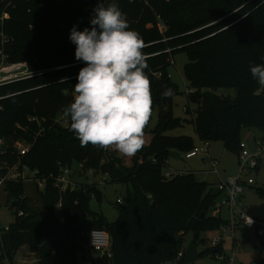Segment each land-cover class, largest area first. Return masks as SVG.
I'll use <instances>...</instances> for the list:
<instances>
[{"label": "trees", "instance_id": "1", "mask_svg": "<svg viewBox=\"0 0 264 264\" xmlns=\"http://www.w3.org/2000/svg\"><path fill=\"white\" fill-rule=\"evenodd\" d=\"M99 2L0 0V17L9 15L3 22L10 39L4 50L8 61L26 62L40 72L0 85V137L7 141L0 164L21 163L46 176H57L63 167L76 165L81 175L92 171L94 179L65 192L49 183L44 192L38 191L42 214L31 206L21 182L8 184L9 201L20 202L25 216L16 218L8 231L0 230V264H14L23 247L37 255L36 264H78L79 254L88 258L90 235L96 229L109 234L112 257L92 264H185L187 233H194L197 244L201 232H218L229 224L222 215H213L221 200L216 184L198 180L192 172L170 177L165 172L172 153L179 157L196 146L189 137L170 135L182 124L173 113V99L180 91L169 73L176 54L189 57L185 74L196 109L188 112L194 113L192 123L200 141L222 142L239 155L245 131L264 132V86L253 80L249 70L250 65L264 63V0H115L130 30L144 43V71L152 97L145 142L130 163H124L113 147L81 146L70 120L64 127L56 118L67 106V95H75L77 75L84 66L75 60L69 31L77 23L80 30L89 26ZM111 2L107 0L105 6ZM166 88L174 89L175 96L162 98ZM222 88L236 89V97L217 95L215 90ZM155 110L158 122L151 129ZM16 142L30 146L26 156H19ZM104 175L106 183L127 187L114 222L90 207L93 198L102 201L97 180ZM257 191L264 198V189ZM246 208L263 239L259 229L264 226V203ZM223 244L207 252L214 257L215 253L227 255ZM181 252L184 256L179 258Z\"/></svg>", "mask_w": 264, "mask_h": 264}, {"label": "clouds", "instance_id": "2", "mask_svg": "<svg viewBox=\"0 0 264 264\" xmlns=\"http://www.w3.org/2000/svg\"><path fill=\"white\" fill-rule=\"evenodd\" d=\"M100 0L88 25L74 24L69 41L75 60L84 66L77 75L75 95L63 109L70 129L81 146L107 150L111 146L125 156H134L144 145V129L151 115V83L144 69V43L130 30L125 14L113 0ZM83 21H81L82 23ZM250 73L264 86V63L250 65ZM167 99L175 90L166 88Z\"/></svg>", "mask_w": 264, "mask_h": 264}, {"label": "rangeland", "instance_id": "3", "mask_svg": "<svg viewBox=\"0 0 264 264\" xmlns=\"http://www.w3.org/2000/svg\"><path fill=\"white\" fill-rule=\"evenodd\" d=\"M189 62V57L186 53H178L174 56L173 63L169 67V73L172 81L178 86L179 94L173 99V113L175 117L180 118L182 124L175 128L170 135L172 136H186L189 137L194 145H201V141L198 138L194 124L192 123V117L194 113L186 112L185 108H190L191 110L196 109V104L189 99L190 92L192 88L190 87L186 74L185 68ZM217 95L229 96L231 98L236 97V89L233 88H222L215 90ZM190 110V111H191ZM158 122V111L155 110L152 115V119L149 123V128L154 129ZM252 136L256 138H261L262 133L257 129H252ZM243 135V139L245 138ZM252 138V137H251ZM254 138V137H253ZM253 138L248 140V144L252 150L255 149V144ZM114 149L115 146H111ZM110 147V148H111ZM210 156L219 161L220 165L218 167L219 177L217 175H201L204 171L211 170L212 166L209 161L205 159L202 155H198L192 159H187L186 154L181 153L177 158H171L169 160L168 169L165 172L174 173H184L192 172L195 174L198 180L206 181L209 184H217L221 181H229L231 179L240 180L245 179L246 173H241V166L239 163L238 154L232 152L225 148L222 142L210 143L209 148ZM124 163H130L129 156H125L117 150ZM73 177L72 179L78 183L92 182L93 177L87 178V172L83 171L81 175L80 168L74 165L72 167ZM251 176L255 178L256 184L253 186H246L244 188L241 204L243 207H249L252 205H261L264 203V198L259 196L257 188L264 189V158L262 159L261 165L258 170H253ZM98 188L102 193V201L99 203L95 198L91 202V210L97 213H102L108 222H114L118 218V205L117 200L119 198H124L127 193V187L123 184L108 182L106 184L100 183V178L97 180ZM23 193L28 197L34 206L36 212L39 214L43 213V202L39 198L38 189L36 184L31 180H26L23 183ZM58 217L62 219L60 211H57ZM224 219L226 218V213H223ZM16 221V215L12 211L11 201L7 196L5 189L0 188V227L4 228ZM92 230V229H91ZM218 236L216 231H204L201 232L197 239V248L199 253H206L201 255L197 264H225L224 261L217 260L210 252H207L211 248V240ZM194 238V233L189 232L185 235V245L186 247ZM264 247V238H260L257 235V230L255 228L249 229L246 227H241L237 229L234 233V240L229 236L224 240L223 251L228 256L232 257V262L230 264H264V250H260ZM37 256L29 254L27 247H23L20 253L17 255V262L20 259H27L32 261ZM21 264V263H18ZM78 264H92L89 258L83 257L82 254L78 256Z\"/></svg>", "mask_w": 264, "mask_h": 264}, {"label": "built area", "instance_id": "4", "mask_svg": "<svg viewBox=\"0 0 264 264\" xmlns=\"http://www.w3.org/2000/svg\"><path fill=\"white\" fill-rule=\"evenodd\" d=\"M27 1V0H26ZM133 1V0H131ZM9 15L3 13L0 17V85L9 84L12 82L28 79L40 74V72L33 71L29 64L26 62L10 63L8 61V56L5 53V47L10 43V39L5 35L3 31V22L8 19ZM161 30L165 31L166 26L163 22L159 21ZM190 108H185V111L188 112ZM31 121H38L37 118H32ZM56 123L61 124L64 127H68L69 120L63 116V113H60L56 118ZM255 144V149L252 150L248 144V138H244L240 143V153L238 155L239 163L241 166V173H246L245 179L240 180L231 179L229 181H219L216 184V189L221 193V200L218 203L217 209L213 212L214 216L221 215L223 211H226L228 214L227 220L229 224L227 226L221 227L218 230V236L214 237L211 240V248L217 247L221 242H224L229 236L234 240V233L237 229L241 227H246L249 229L256 228L257 222L255 219L250 217L247 213V208L243 207L241 204V197L246 186H253L256 183L254 177L251 176L253 170H256L260 167L262 159L264 158V132L262 133L261 138H253ZM15 149L18 151L20 157H24L29 153L30 146L21 142L15 143ZM210 144L208 142H202L201 145H196L191 151L186 153L187 159H192L198 155L205 157L207 161L211 163V170L200 173L201 175H217L219 177L218 167L220 165L219 161L215 158H212L209 153ZM7 149V141L0 137V155L5 153ZM176 173L168 172L167 176L170 177ZM184 174V173H178ZM87 175L93 177V172L88 171ZM73 170L72 167L66 166L63 167L60 173L56 176L50 174L49 176L42 175L38 170H32L27 165L17 163L15 165H9L8 163L0 164V188L6 189L7 185L10 183H19L22 184L26 180H31L36 184V187L39 192H44L49 183H51L54 188L65 192L68 189H74L77 186V183L72 179ZM107 175H104L101 178L100 183L106 184ZM12 203V202H11ZM117 204L123 205L124 199L119 198ZM61 203H58L56 208L61 210ZM12 211L15 212L16 218H21L25 216V213L21 209H14L12 206ZM10 226V225H9ZM9 226L0 227L5 231L9 230ZM261 236L264 238V226L259 229ZM89 248L91 251L98 253L101 257H112L111 254V239L109 234L105 230H93L90 235ZM20 253V251H19ZM29 254L30 253L29 251ZM33 255V254H32ZM37 256V255H36ZM183 252L179 253V258L183 257ZM215 258L220 261H224L225 264H230L232 262V257L228 255L216 254ZM14 264H36L40 260L38 257L32 261L27 259H20ZM255 264V263H253Z\"/></svg>", "mask_w": 264, "mask_h": 264}, {"label": "water", "instance_id": "5", "mask_svg": "<svg viewBox=\"0 0 264 264\" xmlns=\"http://www.w3.org/2000/svg\"><path fill=\"white\" fill-rule=\"evenodd\" d=\"M71 100V97L67 96V101L69 102ZM172 158H176V153H172L171 154ZM11 206L14 209H19L20 207V202L18 201H13L11 203ZM205 217V213H202L201 218ZM261 250V249H260ZM213 253V252H212ZM185 264H195L198 262V260L200 259V253L198 251L197 248V244H196V239L193 238L192 241L188 244V246L186 247V252H185ZM88 258L90 259V261L93 262H98L100 261V259L102 258L100 254L95 253L93 251L90 250L89 253H87Z\"/></svg>", "mask_w": 264, "mask_h": 264}, {"label": "crops", "instance_id": "6", "mask_svg": "<svg viewBox=\"0 0 264 264\" xmlns=\"http://www.w3.org/2000/svg\"><path fill=\"white\" fill-rule=\"evenodd\" d=\"M251 131H252V130H247V131H245V133H244V134L246 135L245 138H246V139L248 138V140L252 139L253 137L256 138L254 135L252 136ZM261 133H262V132H261ZM251 137H252V138H251ZM209 153H210V152H209ZM207 171H208V170H207ZM204 172H205V171H204ZM223 213H224V211H223L222 214H221L222 217H223ZM225 213H226V218H225V219H227L228 214H227L226 211H225ZM223 218H224V217H223ZM260 249H261V248H260Z\"/></svg>", "mask_w": 264, "mask_h": 264}]
</instances>
